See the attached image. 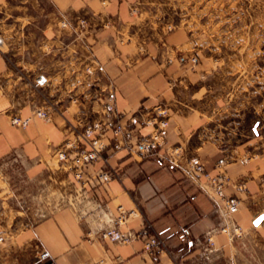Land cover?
Wrapping results in <instances>:
<instances>
[{"label": "crops", "instance_id": "0c3cea01", "mask_svg": "<svg viewBox=\"0 0 264 264\" xmlns=\"http://www.w3.org/2000/svg\"><path fill=\"white\" fill-rule=\"evenodd\" d=\"M145 15L138 0H0L5 38L0 52V264H35L41 245L53 264H183L201 250L194 239L216 227L213 202L169 165L164 148L149 155L114 150L108 130L107 163L84 165L83 186L114 212L118 206L133 211L122 229L147 228L166 242L168 252L155 262L139 239L115 244L93 236L91 216L71 205L72 175L59 168L54 154L72 137L71 126L100 117L103 99L93 92L106 82L114 84L121 123L140 120L161 105L168 116L166 146H181L210 173L244 183L245 190L224 189L240 199L233 220L242 233H214L211 264L221 259L236 264L248 251L264 256V218L254 224L264 214V133L247 134L237 144L214 136L211 104L200 101L202 80L210 73L203 70L205 61L194 52L187 31H166ZM93 61L104 66L97 82L85 74ZM253 107L256 115L262 111L260 105ZM39 109L48 110L50 120L36 117ZM13 116L30 120L18 127L11 124ZM134 127L143 135L153 130L152 125ZM13 152L20 163L9 166L5 161ZM104 165L115 168L119 178L95 186L92 177Z\"/></svg>", "mask_w": 264, "mask_h": 264}, {"label": "built area", "instance_id": "2783aa9c", "mask_svg": "<svg viewBox=\"0 0 264 264\" xmlns=\"http://www.w3.org/2000/svg\"><path fill=\"white\" fill-rule=\"evenodd\" d=\"M80 25L84 27L85 21L80 20ZM4 49L5 38L0 30V52ZM179 59L181 62L186 61L184 56H180ZM191 62L195 64L196 57L192 56ZM103 72L104 66L97 61H93L85 67V74L89 79L93 78L94 82H97ZM38 83H43L41 77L38 78ZM93 96L103 99L100 117L83 127L71 126L72 137L65 139L63 145L55 151L54 155L59 163V168L71 173L73 179L71 205L74 208L77 207L81 214L91 216L92 234L96 239L109 240L115 244H130L139 239L143 242L144 252L153 261H157L162 253L168 252L166 242L157 234L148 231L147 228H141L136 232L122 229L127 219L134 214L133 211H127L118 206L114 212L107 203L91 198L88 190L83 186L84 165L98 160L106 162L103 155L107 146L104 136L108 130L112 132L111 146L114 150L127 148L142 155H149L155 149L164 148L163 157L169 165L179 170L186 179L207 193L214 204V210L219 220L215 228L194 239L193 244L199 245L202 253L214 250V233H225L230 237L242 233L241 227L233 220V215L239 209L240 199L236 196L226 195L224 189L233 185L238 190H245L244 183L234 181L224 173H210L197 156L186 155L181 146H166L168 116L164 107L158 105L140 120L131 119V125L123 124L121 123V114L116 111L115 90L112 82H106L104 87H97ZM35 115L41 119L50 120L48 110L39 109ZM29 120L30 117L13 116L10 121L12 125L24 127L29 123ZM135 124L152 125L153 130L143 135L134 127ZM133 138L134 142H132ZM71 151L75 153L73 157L69 155ZM5 163H8L9 166L20 163L19 155L13 152ZM116 178H119L117 170L110 165H104L94 174L92 182L97 186ZM202 180H205V184ZM49 256L47 248L41 245L36 252L37 261L35 264H53L47 261Z\"/></svg>", "mask_w": 264, "mask_h": 264}, {"label": "rangeland", "instance_id": "374dc122", "mask_svg": "<svg viewBox=\"0 0 264 264\" xmlns=\"http://www.w3.org/2000/svg\"><path fill=\"white\" fill-rule=\"evenodd\" d=\"M138 6L164 30L187 31L194 52L205 61L203 70L210 73L202 80L200 101L211 104V133L233 144L264 133V0H138ZM256 104L262 106L258 115L252 112ZM212 252L200 250L183 264H211ZM248 252L235 263H264V256Z\"/></svg>", "mask_w": 264, "mask_h": 264}, {"label": "water", "instance_id": "95a60500", "mask_svg": "<svg viewBox=\"0 0 264 264\" xmlns=\"http://www.w3.org/2000/svg\"><path fill=\"white\" fill-rule=\"evenodd\" d=\"M264 218V214H261L260 216H258L257 218H256V220L254 221V224L255 225H258L260 222H261V220Z\"/></svg>", "mask_w": 264, "mask_h": 264}]
</instances>
